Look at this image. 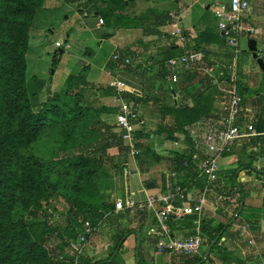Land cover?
I'll return each mask as SVG.
<instances>
[{
  "label": "trees",
  "instance_id": "trees-1",
  "mask_svg": "<svg viewBox=\"0 0 264 264\" xmlns=\"http://www.w3.org/2000/svg\"><path fill=\"white\" fill-rule=\"evenodd\" d=\"M80 1L67 0L69 3ZM88 1L105 5V9L98 11L105 25L117 28L119 21L125 20L127 27L130 26L124 14L129 1ZM45 2L0 0V264H68L65 248L83 231L86 221L96 227L114 213L112 193L123 192L119 183L128 175L124 171L129 172L131 149L120 132L113 131L116 127L111 123L113 120H109L117 111V106L107 102L114 95L111 87L89 84L83 71L69 75L64 88L53 92L49 81L28 74L26 56L30 29ZM196 51L202 52L198 48ZM170 58L173 57L162 61L164 75L168 73L167 60ZM199 68L177 70V82L165 91L170 98L181 95V100L172 99L166 103L167 98H163L160 119L162 122L169 119V124L160 123L152 131L170 143L178 140L176 135L183 136L186 141V149L170 152L165 159L170 163L169 172L176 174L179 185L185 190L193 186L203 188L196 168L203 158L195 155L186 127L206 117H217L214 104L221 96L218 84L228 79L226 69L221 78L213 82ZM237 90L243 97L238 120L241 124L249 92L245 93L239 81ZM256 94H263L260 100L264 102V92L260 94L258 90ZM125 98L135 104L144 99L132 93ZM143 126L132 133L136 167L142 175L147 173L149 156L155 163L162 160L159 153L143 143L151 133ZM250 126L254 133L264 132V121ZM248 159L245 164L237 162L238 167L244 165L252 171L254 158L248 156ZM237 170L230 172L231 189L225 196H237L238 206L234 211L253 227L251 220H257L260 211L240 209L244 194L238 191L240 185H236ZM197 219V215L184 217V229L190 230V234ZM232 219L233 214L228 222ZM180 227L182 229L178 224L177 228ZM226 227L219 223L211 228L201 222V256L180 259L179 264L200 263L205 249L212 244L210 254L217 255L221 264H240L230 251L218 245ZM118 232L113 235L115 249L123 244L124 235L133 231ZM116 259L117 255L109 264H120ZM138 260L141 264L140 250ZM80 264L107 263H91L82 256Z\"/></svg>",
  "mask_w": 264,
  "mask_h": 264
},
{
  "label": "crops",
  "instance_id": "crops-1",
  "mask_svg": "<svg viewBox=\"0 0 264 264\" xmlns=\"http://www.w3.org/2000/svg\"><path fill=\"white\" fill-rule=\"evenodd\" d=\"M127 1H129V3L126 6L127 9L125 14L128 17L130 26L124 30L127 33L129 41L132 43L131 49L140 52L141 48L144 49V45H146V47H153L154 52L152 53L151 59H146V62L143 66L144 68L147 67L149 69L148 71L150 74H148L149 79L147 80L149 85H145L146 80L143 78L145 72L143 67L141 66L142 69L137 68L142 64H140V62L136 67H130L127 69L128 65L125 66L126 68H122L124 69L123 73L118 72L115 64L109 65L108 63L107 65H104L102 69L104 70L105 76L109 80L124 81L127 88V94L132 93L138 98H144L139 99L136 104L137 110L141 115V121L143 123L142 125L147 123L150 124V122H152L150 120L152 117L161 118L160 105L163 103L164 97L167 98L166 103H170V100L172 99L181 100L182 96L179 94L172 95L171 98L170 95H166V87L172 86L173 84L169 80L168 73L165 75L162 74V67L165 66L164 62L162 63V61H164L167 57H178L193 53L200 55L202 59L201 67L206 66L212 69V73L209 77L213 79V82H216L221 78V73L224 69L227 70V74H230V66L232 65L231 51L224 45V42L220 36V33L217 29L216 20L213 16V10L219 5L228 6L233 0ZM64 2L67 3V0H64ZM81 2H83L85 5H91L92 9H94L93 16L96 19L94 20L96 27L107 26L105 25V22L103 25L98 24V18H102L98 14V11L105 9V5L101 3L95 4L93 2H89L88 0H82L78 3ZM67 5L72 4L67 3ZM85 14L88 15V12ZM132 19H134L133 22H131ZM243 20H245V24L243 21L244 27L253 29L251 33L246 34L243 38L244 41H246L247 51L245 50V47L241 46L240 48L239 44L241 65H237L239 83L242 84V89L245 90L247 95L249 92V95L246 98L244 115L241 123L242 127H247L250 126V124L255 125L257 122L261 123V121H264V102L260 100L261 95H263L261 93L264 92V86L262 85L264 81L262 74H264V71L260 69L256 61L254 63L250 61L253 59V57L252 53L248 51L247 48V41L250 39L255 40L258 51L260 52V57L264 63V0H250L249 11L245 14ZM177 29L181 30L186 37V40L182 44H179L178 37L174 35V32ZM113 39L115 38L111 37V40ZM138 42H142L141 46L138 45L140 47L136 46ZM258 42L260 46L258 45ZM197 48L202 52H197ZM123 50H125L126 53L128 52L126 49ZM116 53H118V50L113 52V54ZM139 55L142 54L140 53ZM57 57V60L60 59L58 54ZM67 58L73 62L71 55L67 56ZM142 58H145V56ZM83 68H78L76 72L74 70V74L83 72ZM84 73H86V71ZM225 83L226 82H220L218 86L225 87ZM96 84L97 86L102 85L105 87H111L113 90V84H107V82H97ZM258 90L260 91L261 95L256 94V91ZM220 97L214 104L215 109L218 111L217 117H206L199 122L186 127V130L191 136V142L193 146H196V149L194 150L195 155L198 158H204V156L207 155L205 147L200 144L206 131L211 128H221L219 123V115L221 114L220 108L224 101L222 100V96ZM111 100H107V102L111 103ZM188 103L191 104V101L189 100ZM151 105L153 106L151 107ZM166 120L168 121L169 119ZM111 123H113V121ZM158 125L159 123L156 124L157 127ZM114 129L115 130L113 131L119 132L116 128ZM176 136L178 137L179 135ZM195 139L198 142L196 145L194 144ZM125 141L129 146V141L127 139ZM174 146L178 147L175 148ZM160 147L161 148H159L157 151H154L159 153V156L163 157L161 161L165 162L166 165L164 168L166 169L163 172L158 173V171L154 169V164L157 163L150 162L148 159L147 173L144 174L148 175L151 173L153 175L151 178H154L156 183L154 181L148 180V178H140V175L142 174H140L139 171L137 172L135 169L136 166L131 168L128 164V171L130 174V176H128V180L134 179L136 181L135 183L139 187V190L129 193L131 199L135 201H144L147 196L159 198L166 195L168 191L172 192V190H174L176 187L181 188L176 174L174 173L175 175L173 176L168 175L171 173L169 172L171 171V169H169L170 163L165 159H168V154L170 152H180V150L186 149V141H179V137L178 140L173 143L164 140L162 141V144H160ZM248 156L254 158L252 159V171H249V169L245 168L246 166L244 165L240 167L237 165V162H240L241 164L248 163ZM235 168H238L235 174L236 185H240L238 191L240 190L242 195L244 194V196H242V206H240V209L242 207L245 209L255 208L260 211L258 213L257 220H251L254 223L253 227H251V224L243 219L240 215L238 216V211H234L238 206L237 196L232 198H226L225 196L227 195V191H230L231 189L229 186L230 172ZM199 177V179L203 182V188L198 189L194 186L189 190L181 188L187 194V199L183 203H177L183 207L191 206L201 196H204L206 199V205L205 210H203L198 216L199 223L197 225V221H194L193 233L191 232L190 234V230L184 229L183 226L185 216L179 220H172L169 223L171 236L176 239H186L192 235H195L197 233L196 229H198V235L202 242L201 222L206 223L211 228L215 227L216 224H223V221L224 224L227 223V226H230L236 221L238 217H240V227H236V225L234 229L231 230V233L227 238L222 236L219 241V243H221L220 247L230 251L232 255L239 260L240 264H264V132L258 136L236 141L230 153L224 155L221 158L216 181L209 183L204 176ZM148 182H152L153 187L148 188ZM145 189L153 190L146 192ZM213 195H215L214 199L211 200ZM134 197H136L137 200L134 199ZM224 199L226 204H224ZM120 211L123 213H125V211H127L126 213L129 212V210L125 209ZM145 211L146 213L143 212L141 215L145 220L137 230L134 229L135 227L132 224H128V227L125 226V224L123 228H120L119 225L116 226V233H119L118 230L121 232H128L130 230L133 231L124 235L122 239L123 244L121 246L119 245L115 249L114 241L116 238H114V234L111 232L109 238L105 237L106 242L101 244V247H97L95 245L94 249L85 252L84 258H86V260L91 263L101 261L109 264L114 256L117 255L120 264H135L137 250L136 233H139L138 230H140L138 252L140 250V256L143 264L151 262L154 260L155 256H157L156 260L158 264H167V257L170 258L169 264H179L180 259H192L194 257L201 256V252L195 255H173L168 252L159 253L155 248L156 243L159 240H164V238L158 235V224L153 213L150 210ZM118 212L114 211V213ZM203 214H209L210 217L205 218L203 217ZM232 214L233 219L231 222H228ZM217 216L220 218L218 219L220 222L213 220L217 218ZM146 220L148 222H146ZM178 224L182 225V229L181 227L179 229L177 228ZM156 231L157 235H151V233H156ZM240 231H243L244 233H242L246 236V247L244 244H241L238 241L240 238L239 236L242 235ZM93 239L95 240L96 236H93ZM211 246H213V244ZM208 248L205 249V255L198 264H221L217 255L210 254V251L208 254H206ZM120 252L121 254L119 256Z\"/></svg>",
  "mask_w": 264,
  "mask_h": 264
},
{
  "label": "rangeland",
  "instance_id": "rangeland-1",
  "mask_svg": "<svg viewBox=\"0 0 264 264\" xmlns=\"http://www.w3.org/2000/svg\"><path fill=\"white\" fill-rule=\"evenodd\" d=\"M67 3H65L64 0H46L42 10L37 13L31 25V29H30L31 39L29 41V47L26 56L28 74L30 77H37L46 82L49 81L51 83L52 91L59 92L64 88L66 78L69 75H73L74 70L76 72L78 68L84 67L83 71L84 72L86 71V79L89 82V84H93L96 86H97L96 84L97 82H101V83L107 82V84H114L115 80L113 81L109 80L105 76L102 67H104V65H107L108 63L109 65L115 64L119 73H123L124 69L122 68H126V67H123L120 61L119 62L111 61L113 52L118 50V52H120L121 54L124 53V55L122 56L131 60L130 61L131 64L127 66V69L130 67H136L139 62L140 64L141 63L142 64L140 65V67L137 68H141V66L142 67L144 66L146 59L148 60L151 59L152 53L154 52L152 46L146 47V45H144V49L141 48L140 52L131 49L132 43L129 41L127 33L124 30L129 28V26L127 27V24H125L126 22L125 20L119 21L120 27L117 28H113L110 26L96 27L94 21L96 19L93 16L94 9H92L91 5L89 4L85 5L83 2L69 3L72 5H67ZM87 12L88 15L85 14ZM245 20H243L244 24H245ZM124 24L126 26H124ZM111 37H114L115 39L111 40ZM243 38L244 37H242L239 42L240 48L241 46L245 47V50L247 51L246 41H244ZM56 42H58L61 45L59 48H56L55 46ZM141 44L142 42L141 43L138 42L136 46L140 47ZM179 44L182 43L179 42ZM258 45L260 46L259 42ZM60 49L63 50L64 53L62 56H60V59L57 60L58 58L57 51ZM123 49H126L128 52L126 53V51ZM140 53L142 55H139ZM70 55L73 59V62H71L67 58V56ZM143 56H145V58H142ZM239 56L240 55L238 54L237 65L239 64L240 66L241 56L240 57ZM74 57H75V61H74ZM232 61H233V55L231 54V62ZM250 61L252 63L255 62V60L253 59H251ZM143 69L145 71L143 75V78L146 80L145 85L148 86L149 83L147 82V80L149 79L148 74H150L148 71L149 69L147 67L145 68L143 67ZM111 103L112 105L117 106L116 104H114L113 100H111ZM152 106L153 105H151V107ZM109 117H110L109 118L110 121L112 120L114 121L113 116H109ZM139 120L140 121L138 123H135L134 131L142 128L140 112H139ZM150 120L152 121L150 122V124L147 123L143 126L144 130L146 128L149 132H151L149 139L144 140L143 143L149 145V147L153 151L154 150L157 151L159 148H161L160 144H162L164 138L162 139L161 137L155 136L154 134H152V131L156 130L157 128L156 124L163 123L167 125L169 124V121L165 120L164 122H162L160 118H155V117H152ZM178 137H179V141L184 140L183 136L179 135ZM124 143H126L125 139H124ZM174 147L177 148L178 146H174ZM129 158L130 159L128 164L130 165L131 168H134L136 166L135 155L131 154ZM143 158L144 157H142V159ZM148 159L150 162H154L153 158H151L150 156ZM220 162L221 159L218 161V163ZM165 165H166L165 162L160 160L159 163L154 164L155 166L154 169L158 171V173L163 172L166 169L164 168ZM159 166L161 170L159 169ZM135 169L138 172V168L135 167ZM124 172L125 174L128 175L124 176L119 183L123 192H119L116 194L112 193V199L114 200V202L120 197L129 199L131 197L129 194L130 192L139 190V187L135 183L136 181L134 179L128 180V176H130L129 172L126 173V170ZM152 176L153 175L149 173L148 175H140V178L141 177L148 178V180L155 182V179L151 178ZM153 189H145V191L150 192V190L152 191ZM214 196L215 195H213L211 200L214 199ZM134 199H136V197H134ZM224 204H226L225 199H224ZM126 212L127 211H125V213ZM143 212L146 213V211H134V212L129 211L128 213L125 214L120 211L118 213H113L110 216H108L106 219L103 220V222L94 232L93 236L94 237L96 236L95 239L96 241L94 239L92 240L91 249H94L95 245L97 247H101L100 245L106 242V238L110 237L111 232H113L112 234L116 233L115 230H116V226L118 225L120 228H123L125 224H126L125 226L127 227L129 226L128 224H132L135 227L134 229L137 230L139 226L142 225V222L145 220L141 216ZM203 217L207 218L210 217V215L203 214ZM218 219L220 218L217 216V218L213 220H215L216 222H220L218 221ZM146 222L148 221L146 220ZM240 223H241V218L238 217L234 223H232L230 226H227L226 230H223V232H221L222 236L227 238L228 235L231 233V230L234 229L236 225H237L236 227L238 226L240 227ZM240 232L242 233L243 231ZM243 233H242L243 236L242 235L239 236L240 238L238 239V241L241 244H244V246L246 247L245 245L246 236ZM152 234L157 235V231L156 233H151V235ZM218 245L220 246L221 243H219ZM120 254L121 252L119 253V256ZM156 258L157 256L154 257V260L146 264H158ZM167 259H168L167 264H169L170 258L167 257ZM118 260L119 259L117 257L116 262Z\"/></svg>",
  "mask_w": 264,
  "mask_h": 264
},
{
  "label": "built area",
  "instance_id": "built-area-1",
  "mask_svg": "<svg viewBox=\"0 0 264 264\" xmlns=\"http://www.w3.org/2000/svg\"><path fill=\"white\" fill-rule=\"evenodd\" d=\"M249 1L233 0L228 6L219 5L213 10L217 29L224 45L231 51L233 61L230 66V74L227 75L226 86H219V91L224 101L220 108L221 114L219 115L221 128H211L206 131L200 143L205 147L207 155L196 165V168L199 176H204L209 183L217 180V172L219 171L218 161L225 154L230 153L236 141L259 135L252 131L251 126L242 127V124L238 121L242 102V97L237 90V83L239 81L237 70L239 42L242 37L253 31V29L246 28L243 25V18L249 11ZM98 24H104L103 18H98ZM174 35L178 37L180 43L186 40L185 35L179 29L174 32ZM55 46L59 48L61 45L56 43ZM122 55L124 53L118 52L112 54V61H120L123 67H125L130 64V60ZM258 56L260 57V52ZM201 63L202 59L200 55L195 53L168 59L169 80L172 83H176L178 79L177 70H193L197 66L199 68ZM199 69L208 76L212 73L210 67L205 66ZM113 91L112 100L117 105L113 123L119 132L122 130L127 132V135L123 136V138L129 141L131 154L135 155L136 151L131 142L135 123L140 121L137 105L132 100L125 98L127 88L124 81L116 80L113 84ZM194 144H198L196 139L194 140ZM168 175L173 176L175 174L169 173ZM186 199L187 194L185 191L180 187H176L172 192L168 191L164 196L159 198L147 196L144 201H135L131 198L124 201L123 198H118L115 200V211L118 212L124 209L130 212L150 210L158 224V235L164 238V240H159L156 243V250L159 253L168 252L173 255H195L201 252L202 248L198 229H196L197 233L195 235L186 239H176L171 236L169 228V223L172 220H179L187 215L199 216L205 210L206 199L204 196H201L191 206L183 207L177 204L178 202H185ZM198 220L196 222L197 225L199 223ZM99 226L100 224L95 227L88 221L83 224V231L74 240L70 241L68 247L65 248V253L69 256L67 260L68 264H80L81 257L84 256L86 251L91 250L93 235ZM60 259L65 261L62 256H60Z\"/></svg>",
  "mask_w": 264,
  "mask_h": 264
},
{
  "label": "water",
  "instance_id": "water-1",
  "mask_svg": "<svg viewBox=\"0 0 264 264\" xmlns=\"http://www.w3.org/2000/svg\"><path fill=\"white\" fill-rule=\"evenodd\" d=\"M247 48H248V51H250L252 53V57L253 59L257 62V64L259 65L260 69L264 71V63H263V60L258 56L259 54V51H258V47H257V43L255 40L253 39H250L247 41ZM58 55L59 56H62L64 51L63 50H58ZM120 135L121 136H126L127 135V132L125 130H122L120 131ZM147 187L148 188H151L153 187V183L152 182H149L147 184ZM136 237H137V250H136V259H135V264H138V247H139V233H136ZM212 247V246H211ZM211 247L208 248L207 250V253H209V251L211 250ZM206 258V257H205ZM204 258V259H205Z\"/></svg>",
  "mask_w": 264,
  "mask_h": 264
}]
</instances>
